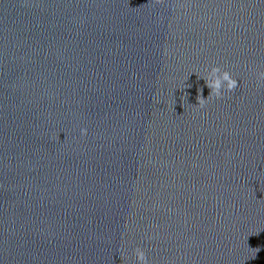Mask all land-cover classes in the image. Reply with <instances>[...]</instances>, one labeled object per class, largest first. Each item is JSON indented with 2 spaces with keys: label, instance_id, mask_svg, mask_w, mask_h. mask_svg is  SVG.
<instances>
[{
  "label": "water",
  "instance_id": "1",
  "mask_svg": "<svg viewBox=\"0 0 264 264\" xmlns=\"http://www.w3.org/2000/svg\"><path fill=\"white\" fill-rule=\"evenodd\" d=\"M257 71L264 0H0V264H264Z\"/></svg>",
  "mask_w": 264,
  "mask_h": 264
},
{
  "label": "clouds",
  "instance_id": "2",
  "mask_svg": "<svg viewBox=\"0 0 264 264\" xmlns=\"http://www.w3.org/2000/svg\"><path fill=\"white\" fill-rule=\"evenodd\" d=\"M163 0H156V3H162ZM198 79L203 78L206 82V86L211 89V92L208 98L215 97L217 99H223L226 94L232 93L238 86L237 79H235L232 73L226 69H222L220 66H212L210 70L207 71L206 75L201 77L197 75ZM255 77L257 83L264 82V71L255 72ZM190 87V85H188ZM202 89H198L197 92V101L198 107L204 108L208 103V98H203ZM187 97V93L181 97L183 101ZM81 135H87V129H81ZM257 253L260 251V248H253ZM134 255L137 260V264H149L147 254L141 248H136L134 250ZM255 259V257L251 258Z\"/></svg>",
  "mask_w": 264,
  "mask_h": 264
}]
</instances>
